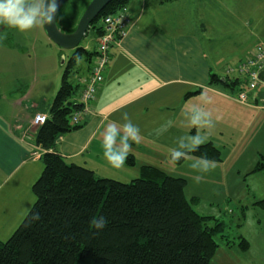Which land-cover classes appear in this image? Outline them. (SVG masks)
Segmentation results:
<instances>
[{
  "label": "crops",
  "instance_id": "crops-1",
  "mask_svg": "<svg viewBox=\"0 0 264 264\" xmlns=\"http://www.w3.org/2000/svg\"><path fill=\"white\" fill-rule=\"evenodd\" d=\"M126 7L133 25L128 36L111 49L93 115L82 128L58 139V151L67 163L91 169L99 177L118 178L117 172L130 164L127 159L119 169L108 164L102 134L112 122L119 127L124 113L140 129L138 142L129 141L127 158L133 157V166L138 155L156 154L159 145L189 153L181 144L197 128H192V114L187 110L194 105L204 108L202 95L211 107H247L254 118L263 114L264 119L261 89L249 94L250 104H241L234 96L242 84L235 90L210 84L212 74L228 77L226 66L218 70L220 58H231L227 66L234 65L264 41V0H129ZM97 38L95 34L81 46L95 53ZM91 65L80 61V73L86 75ZM60 84L61 80L47 93L33 97L28 83L15 99L18 109L6 112L0 107L2 242L12 236L35 203L32 187L44 170V151L36 143L39 126L33 119L37 113L48 115ZM25 102L28 105L22 107ZM206 143L221 147L213 140ZM142 166L154 165L143 162L139 170Z\"/></svg>",
  "mask_w": 264,
  "mask_h": 264
},
{
  "label": "trees",
  "instance_id": "trees-1",
  "mask_svg": "<svg viewBox=\"0 0 264 264\" xmlns=\"http://www.w3.org/2000/svg\"><path fill=\"white\" fill-rule=\"evenodd\" d=\"M128 1L113 0L98 21ZM57 23L66 33L76 28L64 30ZM95 23L91 28L101 34L102 26ZM94 55L80 46L66 62L48 119L37 133L44 170L32 187L36 200L12 236L0 241V264H211L223 227L219 222L210 226L211 217L196 211L198 199L187 198L185 179L142 166L138 178L121 182L69 164L58 151L61 136L87 123H73L72 115L82 109L79 63L89 65ZM220 83L234 90L242 84L212 74L210 84ZM189 153L221 161V151L213 143ZM127 162L133 165V157ZM255 172L264 175L263 155L251 173ZM254 205L264 211V198ZM100 217L107 223L97 229L94 222ZM249 246L241 238L239 247L247 250Z\"/></svg>",
  "mask_w": 264,
  "mask_h": 264
},
{
  "label": "rangeland",
  "instance_id": "rangeland-1",
  "mask_svg": "<svg viewBox=\"0 0 264 264\" xmlns=\"http://www.w3.org/2000/svg\"><path fill=\"white\" fill-rule=\"evenodd\" d=\"M90 1L67 2L60 9L63 19L58 22L61 28L67 30L77 26ZM100 24L101 20H97L95 26ZM95 34L96 31L90 28L81 45L89 44ZM72 53V50L55 44L43 25L20 32L0 24V107L6 112L18 109L15 99L28 83L27 90H32L33 97L47 93L61 80ZM245 53L242 50L240 54ZM219 62L218 70L230 64L232 59L223 56ZM27 105L25 102L22 107ZM220 106L211 107L209 102L205 103L204 109L212 113L214 127L200 130L201 135L207 137L206 142L213 140L221 146H217L221 161H215L214 169L205 174L192 169L191 164L198 157L187 152L180 161L173 162L167 146L159 145L156 154L138 155L136 165H124L123 170L117 172L118 178L114 179L130 182L138 178L143 162L157 166L169 176L185 179L187 198L199 200L194 205L196 211L211 217L210 226L219 222L223 227L225 238L217 237L220 244L211 264H264V211L254 205L264 198V175L251 173L260 156H264L263 114L254 118L245 110L247 107L239 110L225 106L226 110H223ZM198 175L201 176L199 183L196 182ZM241 238L249 242L247 250L239 247Z\"/></svg>",
  "mask_w": 264,
  "mask_h": 264
},
{
  "label": "clouds",
  "instance_id": "clouds-1",
  "mask_svg": "<svg viewBox=\"0 0 264 264\" xmlns=\"http://www.w3.org/2000/svg\"><path fill=\"white\" fill-rule=\"evenodd\" d=\"M61 0H0V24L17 28L20 32H25L37 26L51 25L63 17L60 13ZM204 103H208L205 96H201ZM187 112H191L190 124L197 128L195 135H188L185 139L187 143H182L181 148L195 152L206 142L207 137L201 135L200 130L214 127L212 113L203 107L192 106ZM122 124L117 126V122L108 124L103 132V156L111 167L121 168L128 156L131 144L129 141L138 142L140 129L131 122L127 113L122 114ZM185 156L184 151L172 150L170 159L173 162L180 161ZM216 162L207 156L197 158L191 168L201 174L208 173L215 168ZM201 176L196 177L199 183ZM97 229H102L107 221L100 217L95 222Z\"/></svg>",
  "mask_w": 264,
  "mask_h": 264
},
{
  "label": "built area",
  "instance_id": "built-area-1",
  "mask_svg": "<svg viewBox=\"0 0 264 264\" xmlns=\"http://www.w3.org/2000/svg\"><path fill=\"white\" fill-rule=\"evenodd\" d=\"M101 23L102 33L98 34L97 49L91 68L86 75L78 78L81 86L79 103L82 104V109L73 113V123H81L93 115L95 103L104 83V74L110 62L111 49L118 41L128 36L133 20L125 5L105 16ZM225 73L226 76L242 82L243 87L235 94L234 99L241 104H250L251 92L259 89L264 92V41L256 44L252 51L236 64L226 66ZM47 119L46 114L37 113L33 124L43 125Z\"/></svg>",
  "mask_w": 264,
  "mask_h": 264
},
{
  "label": "water",
  "instance_id": "water-1",
  "mask_svg": "<svg viewBox=\"0 0 264 264\" xmlns=\"http://www.w3.org/2000/svg\"><path fill=\"white\" fill-rule=\"evenodd\" d=\"M70 0H61L60 9ZM113 0H91L81 15L77 26L73 32H63L58 23L43 25L48 37L58 46L66 50H75L81 46L82 40L87 35L91 25L99 19L101 12Z\"/></svg>",
  "mask_w": 264,
  "mask_h": 264
}]
</instances>
